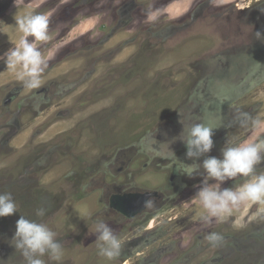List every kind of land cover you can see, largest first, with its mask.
Returning a JSON list of instances; mask_svg holds the SVG:
<instances>
[{
  "label": "rangeland",
  "instance_id": "rangeland-1",
  "mask_svg": "<svg viewBox=\"0 0 264 264\" xmlns=\"http://www.w3.org/2000/svg\"><path fill=\"white\" fill-rule=\"evenodd\" d=\"M169 2L179 10L164 12ZM238 2L0 0V55L21 36L16 17L48 15L52 37L41 45L52 55L39 89L0 61V193L18 205L0 218V260L23 264L10 245L16 222L43 207L64 248L47 264H264V205L203 223L192 200L202 176H188L193 161L178 138L182 123H205L214 128L207 155L220 157L227 140L252 135L233 122L237 109L264 117V41L254 37L264 35V0H243L250 10ZM154 192L134 217L109 207L112 195ZM97 220L123 241L115 261L98 255ZM210 232L224 237L219 247Z\"/></svg>",
  "mask_w": 264,
  "mask_h": 264
},
{
  "label": "clouds",
  "instance_id": "clouds-1",
  "mask_svg": "<svg viewBox=\"0 0 264 264\" xmlns=\"http://www.w3.org/2000/svg\"><path fill=\"white\" fill-rule=\"evenodd\" d=\"M261 12L264 13V8H261ZM15 27L21 36L13 47L0 55V61H3L8 71L15 74L25 89H39L52 55L51 50L45 55L41 49V45L52 39L48 30L49 16L22 15L15 18ZM254 37L264 41V35L259 31L254 33ZM233 122L251 130L252 135L238 142L227 140L220 150V157L207 155L213 148L214 128L205 123H182L183 129L178 137L186 147V158L193 161L188 166V176H202L199 190L192 200L202 208L204 214L201 221L206 224L222 220L244 204L264 205V171H257V167L264 164V117H253L237 109ZM201 157H205L202 163H197ZM237 177L246 179L239 186L222 188L224 182L234 181ZM151 203L149 200L146 205ZM14 213H18V205L12 194L0 193V218ZM45 215L46 210L41 207L35 211L37 219L20 215L16 222L10 245L20 255L23 264L58 262L63 256L64 248L57 239V232L41 219ZM94 233L98 255L108 261L117 260L121 255L123 241L114 229L103 220H97ZM205 239L212 248L219 247L224 241V237L216 232H210ZM0 264H5V261L0 260Z\"/></svg>",
  "mask_w": 264,
  "mask_h": 264
},
{
  "label": "water",
  "instance_id": "water-1",
  "mask_svg": "<svg viewBox=\"0 0 264 264\" xmlns=\"http://www.w3.org/2000/svg\"><path fill=\"white\" fill-rule=\"evenodd\" d=\"M157 193H126L122 195H112L109 198V207L121 215L131 218L143 212L148 205L146 202Z\"/></svg>",
  "mask_w": 264,
  "mask_h": 264
},
{
  "label": "flooded vegetation",
  "instance_id": "flooded-vegetation-1",
  "mask_svg": "<svg viewBox=\"0 0 264 264\" xmlns=\"http://www.w3.org/2000/svg\"><path fill=\"white\" fill-rule=\"evenodd\" d=\"M257 2L258 1H255V3L257 4ZM238 5V4H237ZM239 6V5H238ZM252 6V5H251ZM250 5H247L244 9L245 10H250L252 7H251ZM240 9V8H239ZM242 10V9H241ZM258 31L259 30H262V29H257ZM15 94L14 93H10L9 94V96L2 102V104H3V110L4 109H10V107H11V105L13 104V102L15 101ZM18 108V107H17ZM12 110V109H11ZM17 114H20V112H16ZM20 121V120H19ZM14 123H18V120L16 121V122H12L11 123V127H15V125H14ZM8 126H9V124H8ZM9 126V127H10ZM3 129V128H2ZM9 132V131H8ZM11 139V137L9 136L7 139H6V141L4 140L3 142V144H5V145H9V141H11L10 140Z\"/></svg>",
  "mask_w": 264,
  "mask_h": 264
},
{
  "label": "crops",
  "instance_id": "crops-1",
  "mask_svg": "<svg viewBox=\"0 0 264 264\" xmlns=\"http://www.w3.org/2000/svg\"><path fill=\"white\" fill-rule=\"evenodd\" d=\"M172 3V4H171ZM175 4H177L176 2H169L168 4H167V6H165L167 9H166V11H164V12H166V13H175V11H177V9L179 10V6L177 5V7H175ZM22 5H24V4H22ZM172 5H174V7L171 9V11L169 10L170 9V7L172 6ZM170 6V7H169ZM194 43V42H193Z\"/></svg>",
  "mask_w": 264,
  "mask_h": 264
},
{
  "label": "bare ground",
  "instance_id": "bare-ground-1",
  "mask_svg": "<svg viewBox=\"0 0 264 264\" xmlns=\"http://www.w3.org/2000/svg\"><path fill=\"white\" fill-rule=\"evenodd\" d=\"M238 1H239V2H238L239 7H240L241 9H244L245 6H244V2H243V0H238Z\"/></svg>",
  "mask_w": 264,
  "mask_h": 264
}]
</instances>
